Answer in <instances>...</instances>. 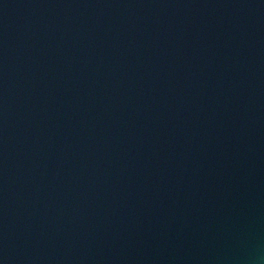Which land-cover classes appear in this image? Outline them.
Listing matches in <instances>:
<instances>
[{
	"label": "water",
	"instance_id": "obj_1",
	"mask_svg": "<svg viewBox=\"0 0 264 264\" xmlns=\"http://www.w3.org/2000/svg\"><path fill=\"white\" fill-rule=\"evenodd\" d=\"M0 264H264V0H0Z\"/></svg>",
	"mask_w": 264,
	"mask_h": 264
}]
</instances>
